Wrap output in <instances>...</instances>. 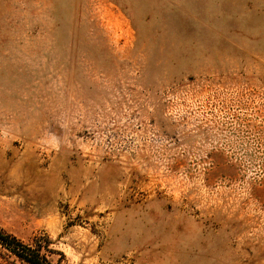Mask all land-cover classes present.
I'll list each match as a JSON object with an SVG mask.
<instances>
[{
  "label": "rangeland",
  "instance_id": "rangeland-1",
  "mask_svg": "<svg viewBox=\"0 0 264 264\" xmlns=\"http://www.w3.org/2000/svg\"><path fill=\"white\" fill-rule=\"evenodd\" d=\"M0 231L52 264H264V0H0Z\"/></svg>",
  "mask_w": 264,
  "mask_h": 264
},
{
  "label": "trees",
  "instance_id": "trees-1",
  "mask_svg": "<svg viewBox=\"0 0 264 264\" xmlns=\"http://www.w3.org/2000/svg\"><path fill=\"white\" fill-rule=\"evenodd\" d=\"M0 245L28 264H52L46 253L51 250L46 243L26 245L15 236L0 231Z\"/></svg>",
  "mask_w": 264,
  "mask_h": 264
}]
</instances>
